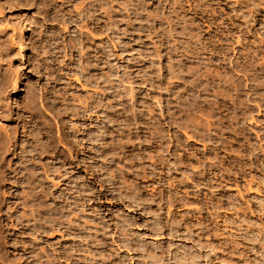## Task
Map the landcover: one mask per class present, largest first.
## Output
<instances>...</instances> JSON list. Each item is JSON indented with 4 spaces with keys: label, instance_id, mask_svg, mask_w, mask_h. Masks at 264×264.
I'll return each instance as SVG.
<instances>
[{
    "label": "clouds",
    "instance_id": "obj_1",
    "mask_svg": "<svg viewBox=\"0 0 264 264\" xmlns=\"http://www.w3.org/2000/svg\"><path fill=\"white\" fill-rule=\"evenodd\" d=\"M223 3L247 37L264 0ZM150 4L27 0L37 9L29 20L33 37L0 39V119L15 108L20 121L0 128V185L24 188L13 203L6 199L11 193L0 192V264H264V119L260 135L242 144L243 156L226 163L231 148L223 134L232 129L216 118L213 91L221 82L187 73L179 63L187 34L180 0H157L151 10ZM0 7L13 5L5 0ZM258 31L264 33V24ZM259 43L264 56V40ZM13 47H19L15 55ZM29 47L34 76L13 101L8 94L17 88L19 69L12 61L23 62ZM256 56L251 51L247 63L243 56L234 61L227 78L233 95L244 97L235 103L245 132L254 131L248 121L264 111V59ZM200 67L206 71L207 61ZM137 93L144 97L139 103ZM138 117L146 118L143 134ZM185 130L207 148H194ZM14 149L20 162L5 167ZM254 171L259 197L218 195L228 186L225 176ZM15 228L18 255L7 251L8 229ZM55 233L72 243H49L45 238Z\"/></svg>",
    "mask_w": 264,
    "mask_h": 264
},
{
    "label": "rangeland",
    "instance_id": "obj_2",
    "mask_svg": "<svg viewBox=\"0 0 264 264\" xmlns=\"http://www.w3.org/2000/svg\"><path fill=\"white\" fill-rule=\"evenodd\" d=\"M5 0H0V5H2ZM8 3L12 4L13 7L4 9L0 7V39H8L9 37L16 39L20 37L24 42H28L35 32V25L29 27V20L35 14L37 9L35 7H27V0H7ZM157 3V0H152V4L149 5V9ZM180 4L183 7L178 8L180 17L182 18V23L184 25L186 35L182 38L184 44L186 45L185 51L183 53L184 59L180 60L179 63L186 69L187 73H195L199 75H206L208 79H211L214 83L221 82L219 86L214 87V94L219 96V99L216 100V118L222 122V125L226 129H232L231 131H224V139L229 141V144H226L225 148H231V151L228 152L226 163L231 161L233 156L239 154V157L243 156L241 152V146L244 143L246 138H251L255 140L257 136L260 135L261 125L258 123V120L264 119V111H258L257 114L252 116V119L248 121L249 124L253 126V130L245 132L243 128L240 127L241 120L239 119L241 111H237V105L235 100L238 98L242 103L244 97L234 96L230 91L231 85L228 83L227 78L232 76V69L236 67L234 61H239L240 57H244V62L247 63L248 56L251 51H256L257 56L252 57L253 60L264 59V56H260L259 52L261 49L260 41L264 40V33H260L258 29L264 24V8H259L255 12V23L252 28L248 30L247 37L242 36L238 26L242 28V22L238 20H232L230 17L231 8L223 3V0H180ZM219 5V7H217ZM179 31V29H177ZM255 31V35H253ZM138 38V37H137ZM234 41V44H233ZM211 43V47L209 46ZM100 43V39L96 38V45ZM150 43V41H149ZM251 45V47H246ZM95 47V45H93ZM139 47V45H136ZM232 48V51L229 52V48ZM19 51V47H13L11 53ZM166 51V49H164ZM31 48L23 49V62L19 58H15L12 61V65L15 68L19 69V79L17 80V88L8 94V98L15 101L20 96V90L25 87L26 79L34 76L31 73ZM175 60L176 57L174 56ZM207 61L206 71L200 67L201 60ZM163 64L168 63V57L164 56L162 60ZM7 69V65L4 66ZM165 75H168L167 70H165ZM238 74V70H237ZM187 78V77H186ZM178 84L183 85V81H178ZM238 87V85H237ZM146 91V90H145ZM80 94H83V90H80ZM168 93H164L163 97L167 98ZM227 97H232V99H227ZM157 100L162 99L160 96L155 97ZM144 97L140 94H136V100L139 103L143 100ZM109 115H114L110 113ZM210 121L212 120L211 116L207 117ZM67 119V117H65ZM19 116L15 108L12 109V115L7 119H0V128L7 127L12 129L17 127L19 124ZM138 122L140 123V133L143 134V131L146 124L145 117H138ZM91 123V121H89ZM175 132V128L171 130ZM185 133L188 135L189 143L194 148H207V144L202 142L199 139L193 138L190 133ZM136 139V136L132 137ZM142 138V136H141ZM264 138V137H261ZM17 141H20V136L17 135ZM131 147V145L129 146ZM147 148L148 146L145 145ZM16 149L12 152H9L7 156L4 157L5 167L8 163H11L13 166L19 164L20 159L18 155H15ZM194 155H196L194 153ZM238 157V158H239ZM45 160L50 159L45 156ZM193 166L196 167L195 160H193ZM11 175V170H9V176ZM173 177H178V173H173ZM259 174L255 171L253 172L252 177H224V183H227V187H221L217 190L218 195L221 197H228L235 195L237 192L243 194L242 198L245 201H248L249 197H259V192L256 190L257 185L255 183V177ZM131 178V177H129ZM233 179H235V185H233ZM247 186L248 191L245 194L244 188ZM0 192L11 193L6 197L9 203L17 201L20 197L19 194L24 192V188L18 183L6 182L3 185H0ZM59 192V189H57ZM103 206V205H102ZM8 204L4 205V210L6 212ZM250 209L255 212L257 205L249 201ZM17 213L14 211L13 216ZM231 215V213H229ZM5 224L9 223L8 217L5 215L3 218ZM253 220H256V217H252ZM141 232H144L145 229H140ZM8 253L12 255L20 254L23 249L14 245L13 241L16 235L20 232L19 228L8 229ZM49 243L54 241H59L62 246H67L72 243V238L67 237L61 239L60 233L52 234L46 237ZM167 239V237L165 238ZM185 243H190L186 241ZM215 244L216 242L213 241ZM123 254V253H122ZM218 255L223 256L224 254L218 253Z\"/></svg>",
    "mask_w": 264,
    "mask_h": 264
}]
</instances>
